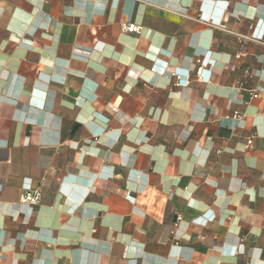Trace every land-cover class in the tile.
Wrapping results in <instances>:
<instances>
[{
    "label": "crops",
    "instance_id": "1",
    "mask_svg": "<svg viewBox=\"0 0 264 264\" xmlns=\"http://www.w3.org/2000/svg\"><path fill=\"white\" fill-rule=\"evenodd\" d=\"M224 29L264 0H0V264H264V44Z\"/></svg>",
    "mask_w": 264,
    "mask_h": 264
},
{
    "label": "built area",
    "instance_id": "2",
    "mask_svg": "<svg viewBox=\"0 0 264 264\" xmlns=\"http://www.w3.org/2000/svg\"><path fill=\"white\" fill-rule=\"evenodd\" d=\"M123 28L126 31H134V30L137 29V27L134 26L132 23H124L123 24ZM224 30L236 35L238 40H242L243 38H249L250 40H254V41H257L258 43L264 44L263 32L261 34H258V35L257 34L256 35H249V37H247L246 35H242V34H239V33L233 32V31H229L227 29H224ZM236 57H239V55L237 54ZM198 61H200V60H198ZM200 63H201V61H200ZM204 70H206V69L205 68L203 69L201 67V69L198 71V76H197L198 79L205 80V78L203 77ZM207 70L209 71V69H207ZM169 75L171 76V74H169ZM174 77L177 79V81L180 78L179 75H175ZM250 90H251L252 97H257V95H258L257 89L253 88V89H250ZM232 114H233V117H239L240 116V113H239L238 110H234L232 112ZM250 143H251V137H249L247 139V145L250 144ZM40 200H41V192H40V190L38 188L26 189L20 195V201L23 202V203H26L28 205L37 204V203L40 202ZM210 218H212V216Z\"/></svg>",
    "mask_w": 264,
    "mask_h": 264
}]
</instances>
